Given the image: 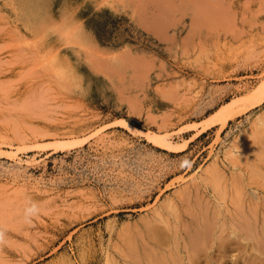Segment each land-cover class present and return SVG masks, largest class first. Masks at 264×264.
<instances>
[{
  "label": "rangeland",
  "instance_id": "obj_1",
  "mask_svg": "<svg viewBox=\"0 0 264 264\" xmlns=\"http://www.w3.org/2000/svg\"><path fill=\"white\" fill-rule=\"evenodd\" d=\"M195 1L0 0V264H264L229 231L235 191L264 223V0Z\"/></svg>",
  "mask_w": 264,
  "mask_h": 264
},
{
  "label": "bare ground",
  "instance_id": "obj_2",
  "mask_svg": "<svg viewBox=\"0 0 264 264\" xmlns=\"http://www.w3.org/2000/svg\"><path fill=\"white\" fill-rule=\"evenodd\" d=\"M156 0H154V2H155ZM170 1V0H169ZM191 2H192V0H190ZM198 1V0H197ZM197 1H195V2H197ZM201 2L202 1H205L206 2V4L205 3H201V5L203 4V7L201 8H198L199 9V11L198 12H200V10H204V8H206V7H208V6H206V5H209L210 3H207V0H200ZM200 1H199V3H200ZM211 1H213V0H211ZM148 2V1H147ZM152 2V1H151ZM167 2H168V0H167ZM209 2H210V0H209ZM156 3V2H155ZM163 3V2H162ZM170 3V2H169ZM213 3V2H212ZM165 4V5H164ZM163 4V8H162V13H163V15H164V12H163V10L164 9H167L166 8V3H164ZM222 4V3H221ZM157 5V4H156ZM170 5V4H169ZM171 5H173V4H171ZM216 5V4H215ZM211 6V5H210ZM161 6H159V8H160ZM165 7V8H164ZM179 7V6H178ZM197 7H199V5L197 6L196 5V8ZM213 7H215V6H213ZM158 8V9H159ZM209 8V7H208ZM208 8H206L203 12H204V14L205 15H207V13H209V11L211 10L210 8H209V10H207ZM211 8H212V6H211ZM225 8V7H224ZM161 9V8H160ZM181 9V8H180ZM195 9V8H194ZM212 9H215V8H212ZM197 10V9H196ZM216 10V9H215ZM215 10H211L210 12H213L214 13V15H217V11L215 12ZM180 11V10H179ZM186 11V10H185ZM201 11V13H203ZM167 12V11H166ZM194 12V11H193ZM168 14H171V13H169V11L167 12ZM167 13H165L166 15H167ZM213 13H212V15H213ZM184 14V13H183ZM210 15H211V13H209ZM161 15V14H160ZM204 16L203 18L207 21V22H209V21H211V23H212V18L214 17V15H213V17L212 16ZM157 17H158V15H156ZM182 16V15H181ZM155 17V16H154ZM164 17V16H163ZM166 17V16H165ZM168 17V16H167ZM191 17V16H190ZM195 17V16H194ZM200 17H202V16H200ZM200 17H199V19H200ZM206 17L208 18V20L206 19ZM217 17H218V15H217ZM159 18H161V17H158V18H155L156 20H160ZM175 17H173V19H174ZM177 18V17H176ZM179 18H180V16H179ZM196 19L198 18V17H195ZM215 18H216V16H215ZM219 18V17H218ZM162 19V18H161ZM181 19V18H180ZM195 19V20H196ZM214 19V18H213ZM163 20V19H162ZM198 20V19H197ZM161 21V20H160ZM166 21L167 20H164V22H165V24H167L166 23ZM41 22V21H40ZM39 22V23H40ZM159 22V21H158ZM163 21H161V23H162ZM164 22L162 23V24H164ZM214 22V21H213ZM66 23V22H65ZM190 23V22H189ZM201 24V23H200ZM215 24V23H214ZM214 24H212L213 26H214ZM39 25V24H38ZM61 25H63V24H61ZM170 25V24H169ZM174 25V24H173ZM40 26H41V23H40ZM34 27V26H33ZM68 27V26H67ZM153 27V26H152ZM37 28V27H36ZM72 28V27H71ZM157 29V28H156ZM209 29V28H208ZM35 31V30H34ZM68 31H70L69 29H68ZM67 31V32H68ZM66 32V31H65ZM159 33V32H158ZM68 34V33H67ZM77 34V33H76ZM79 34H81V33H79ZM73 35H75V34H73ZM75 39H77V38H75ZM73 52V51H72ZM98 58V57H97ZM53 59V58H52ZM127 59V58H126ZM132 59V58H131ZM104 60V59H103ZM52 61V60H51ZM55 61H56V58H55ZM132 61V60H131ZM130 61V62H131ZM51 63V62H50ZM49 63V64H50ZM58 64H59V62H58ZM125 64V63H124ZM133 64V63H132ZM60 65V64H59ZM58 69V68H57ZM55 72V71H54ZM63 77V76H62ZM262 91L264 92V87L262 88ZM260 118V117H259ZM263 118V117H262ZM258 119V118H257ZM264 120V119H263ZM262 120V121H263ZM258 121V120H257ZM258 123V122H257ZM262 122H260V124H261ZM260 124H258L259 126H261V128H263L264 129V127L262 126V125H260ZM260 128V127H259ZM262 129V130H263ZM264 131V130H263ZM262 134V133H261ZM166 136H167V134H166ZM261 141V140H260ZM262 144V143H261ZM253 145H256V144H254L253 143ZM260 145V144H259ZM262 146V145H261ZM252 147V146H251ZM254 147V146H253ZM257 147H259V146H256V148ZM263 148V150H264V146H262ZM253 149H255V148H252V151H253ZM261 149V148H260ZM259 148L257 149V151L258 150H260ZM262 150V151H263ZM249 151H251L250 149H249ZM256 150H255V152H257ZM262 151H259L260 152V154L262 153V155L260 156L261 158H262V156L264 155L263 153L264 152H262ZM254 152V153H255ZM237 153V152H236ZM235 153V154H236ZM258 154V153H257ZM256 154V155H257ZM254 155V154H253ZM237 156V155H236ZM257 157H258V155H257ZM259 158V157H258ZM260 159V158H259ZM264 159V158H263ZM255 160H257V159H255ZM249 161V160H248ZM262 161V160H261ZM214 163V162H213ZM244 163V162H243ZM245 163H248L249 164V162H245ZM251 163V162H250ZM252 164V163H251ZM262 164H264V163H262ZM250 165V164H249ZM248 165V166H249ZM255 165H250V167L251 168H255L254 167ZM245 167V166H244ZM256 168H258L257 166H256ZM246 169V168H245ZM259 169V168H258ZM258 169H256V171H258ZM252 170V169H251ZM250 170V171H251ZM259 170H261V169H259ZM213 172H215V171H213ZM213 172H211V173H213ZM248 173H249V171H247ZM252 172H253V170H252ZM252 172L250 173L251 174V176H252ZM255 172V171H254ZM259 172H262V170L261 171H259ZM259 172H257V174L259 173ZM218 172H216V174H217ZM256 173V172H255ZM254 173V174H255ZM260 174L261 173H259L258 174V176H260ZM213 175V174H212ZM218 175V174H217ZM216 175V176H217ZM221 175V174H220ZM224 175V174H223ZM246 175V174H245ZM256 175V174H255ZM222 176V175H221ZM237 176H239V175H237ZM250 176V175H249ZM262 176V175H261ZM217 177H219V175L217 176ZM233 177V176H232ZM235 177V176H234ZM252 178V177H251ZM263 178H264V173H263ZM206 179V178H205ZM213 179V178H212ZM215 179V178H214ZM222 179V178H221ZM223 179H224V177H223ZM231 179V178H230ZM254 179V178H253ZM257 179H259V178H256V180ZM227 180V179H226ZM249 179H247L246 181H248ZM206 181V180H205ZM210 180H207V182H209ZM230 181V180H229ZM253 181H255V180H253ZM252 181V182H253ZM261 181V180H260ZM220 182L221 181H213V188H215V190H217V192L219 191L220 193H221V199H222V191H221V184H220ZM238 182V181H237ZM262 182H263V180H262ZM223 183V182H222ZM226 182L224 181V183H223V185H226L225 184ZM234 183V182H233ZM231 184V183H230ZM229 184V185H230ZM252 184V183H251ZM228 185V186H229ZM231 186H232V184H231ZM233 186H234V184H233ZM240 187H241V185H239ZM248 186V185H247ZM257 186V185H256ZM202 187V186H201ZM227 187V186H226ZM250 187V186H249ZM248 187V188H249ZM252 187V186H251ZM231 188V187H230ZM234 188H236L237 189V187H233V190H234ZM244 188V187H243ZM247 188V189H248ZM254 188V187H253ZM261 188H264V187H261ZM246 189V190H247ZM251 189V188H250ZM199 190V189H198ZM238 190H240V189H238ZM225 191V190H224ZM229 191V190H228ZM231 191V190H230ZM249 191V190H248ZM201 192V191H200ZM227 192V191H226ZM226 192H225V194H226ZM247 192V191H246ZM258 192V191H257ZM256 192V193H257ZM198 193V192H197ZM233 193V196H232V199H231V203L234 205L233 207H234V210L235 211H233L234 213H233V218H232V220H233V223H230V225H231V229L229 230L230 232H231V234H233V235H235V234H238V238H241V240L242 239H245L244 241H250L251 243V248L253 249V250H255L256 252H257V254L260 256H262L263 258H264V223L263 222H261V225H260V227L258 226V229H257V227H256V221L258 220V218H257V215H258V209L255 207V206H252L251 204L250 205H247V206H243L242 205V201H241V193H239L238 191L236 192H232ZM250 193V192H249ZM249 193H247V194H249ZM198 195V194H197ZM215 195H217V193L215 194ZM218 196V195H217ZM248 196V195H247ZM249 196H250V194H249ZM249 196H248V198H249ZM258 196V195H257ZM192 197V196H191ZM200 197V196H199ZM209 197V196H208ZM207 197V198H208ZM224 197H225V195H224ZM193 198L195 199V197L193 196ZM201 198V197H200ZM226 198V197H225ZM224 198V199H225ZM228 198H230V197H228ZM244 198V197H243ZM259 198V197H258ZM261 199H262V197H260ZM224 199H222V200H224ZM255 199V198H254ZM196 200V199H195ZM194 200V201H195ZM207 200V199H206ZM263 200V199H262ZM197 201H198V199H197ZM210 201V200H209ZM249 201V200H248ZM253 201V200H252ZM259 201V200H258ZM188 200H186V203H187V206L186 207H188V205H190V204H188ZM206 201H204V204H206L205 203ZM208 202V201H207ZM216 202V201H215ZM214 202V203H215ZM218 202V201H217ZM221 202V201H220ZM224 204H225V202L226 201H222ZM221 202V203H222ZM229 202V201H228ZM192 203V202H191ZM195 203H196V201H195ZM198 203H199V201H198ZM213 203V204H214ZM248 203V202H247ZM250 203V202H249ZM258 203V202H257ZM263 203V202H262ZM261 203V204H262ZM6 204V203H5ZM4 203H3V205L2 206H4L5 205ZM211 204V203H210ZM231 204V205H232ZM255 204V203H254ZM264 204V203H263ZM7 205V204H6ZM199 205V204H198ZM201 205V204H200ZM191 206V205H190ZM202 206V205H201ZM207 206V205H206ZM208 206H210V205H208ZM207 206V207H208ZM225 206V205H224ZM5 207V206H4ZM185 207V206H184ZM192 207H194V205H192ZM190 208V207H189ZM199 208H200V206H199ZM198 208V210H199V212H200V210H201V208L199 209ZM227 208V207H226ZM226 208H225V210H226ZM2 209V208H1ZM183 209H187V208H183ZM229 209V208H228ZM232 209V208H231ZM174 210V209H173ZM185 210H182L183 211V213H185ZM188 210V209H187ZM190 210V209H189ZM195 210V209H194ZM194 210H193V212H194ZM216 210H218V209H216ZM176 211H177V209H176ZM176 211H174V213L176 212ZM202 211V210H201ZM203 211H206V210H204L203 209ZM1 212V211H0ZM191 212V211H190ZM208 212V211H207ZM217 212H219V211H217ZM222 212V211H221ZM227 212L229 213V211L227 210ZM172 213H173V211H172ZM179 213H181V212H179ZM178 213V214H179ZM192 213V212H191ZM225 213V212H224ZM227 213V214H228ZM186 214V213H185ZM193 214V213H192ZM203 214H204V212H203ZM206 214V213H205ZM209 214V213H208ZM212 214V213H211ZM215 214V213H214ZM261 214H262V212H261ZM260 214V215H261ZM186 215H188V214H186ZM194 216H193V218H195L196 219V217H198L200 220L202 219V217H201V214L199 213L198 215L196 214V211H195V213L193 214ZM197 215V216H196ZM229 215V214H228ZM263 215V214H262ZM261 215V216H262ZM160 216V215H159ZM174 216V215H173ZM176 217H177V212H176V215H175ZM174 216V217H175ZM189 216V215H188ZM230 216H231V214H230ZM161 217V216H160ZM179 217V221L181 220L180 219V216H178ZM191 217V216H190ZM207 216H204V218L206 219V220H203L202 219V221H204V225H202V227H200V228H198V230H197V228H196V230H194V231H196L195 233H194V235H195V239H196V242H197V244H196V242H192V244L190 245L191 247H192V249H195L193 252V254L195 255V256H199V253H200V251L202 250V248H203V246L201 247L200 245H198L199 243V241H201V244H202V242L206 245V242H205V240H206V237L208 238V237H210V239H211V243H210V246L208 245V247H212L213 246V244H215V240H216V238H217V235H215V227H216V224H215V220H216V215H213V219H214V221L213 220H211V221H209L208 220V218H206ZM210 217H211V215H210ZM167 218H168V216H167ZM186 218V217H185ZM157 219V218H156ZM161 219H162V217H161ZM184 219V218H183ZM158 220V219H157ZM185 220V219H184ZM198 220V219H197ZM222 220V219H221ZM225 220V219H224ZM264 219H262L261 218V221H263ZM161 221V220H160ZM159 220H158V222H160ZM172 221V220H171ZM182 221V220H181ZM174 222H175V220H174ZM187 222V221H186ZM193 222H194V219H193ZM222 222V221H221ZM221 222H219L218 224H220ZM229 222H230V220H229ZM196 223H198V221L196 222ZM223 223V222H222ZM172 224V223H171ZM188 224V223H187ZM192 224V223H191ZM153 225V224H152ZM157 225V224H156ZM158 225H160V224H158ZM175 225V224H174ZM183 225L185 226V224H184V222H183ZM223 225H224V223H223ZM167 226L169 227V224H167ZM184 226H181V224H180V228H184ZM146 227V226H145ZM144 227V229H146ZM154 227H156V226H154ZM163 227V226H162ZM161 227V228H162ZM166 227V226H165ZM173 227V226H172ZM191 227V226H190ZM221 227V225L219 226V228ZM224 227V226H223ZM222 227V228H223ZM151 227H149L148 229H150ZM185 228H186V226H185ZM195 229V227H194V225H193V227H192V229ZM191 229V228H190ZM152 230V229H151ZM151 230H148V231H151ZM176 230V228L174 229V231ZM184 230H186V229H184ZM222 230V229H221ZM147 231V230H146ZM156 231V230H155ZM155 231H153V232H155ZM171 231V230H170ZM225 232V231H224ZM149 233H151V232H149ZM170 233V232H169ZM188 232H186V234H187ZM153 234V233H152ZM155 241H154V246H156V249H158L159 248V251L160 252H151V251H148L147 250V253L145 252V254H143V256L142 257H139L138 255H134V258H132V264H185L184 263V261H183V258H182V256H180L179 254L177 255V254H172L168 249L169 248H167V253H164L163 251H161L162 249H164V248H162L163 247V244H165V242H168V241H170L169 239H170V234L169 235H166L164 232H162V231H156L155 233ZM190 234V233H189ZM188 234V235H189ZM193 234V233H192ZM217 234H218V232H217ZM135 235V234H134ZM141 235H143L144 236V234H141ZM140 235V236H141ZM182 235V234H181ZM226 235V234H225ZM128 236V238H129V241H130V237H129V235H127ZM132 236V235H131ZM142 236V237H143ZM150 236H151V234H150ZM172 236V235H171ZM180 236V235H179ZM220 236H221V234H220ZM100 237V236H99ZM174 237V236H173ZM190 237V236H189ZM226 237H228V235L226 236ZM226 237L224 236L223 238H225L226 239ZM229 237H230V235H229ZM127 238V237H126ZM132 238V237H131ZM147 238V237H146ZM175 238V237H174ZM191 238V240H192V236L190 237ZM220 238V237H219ZM140 239V238H139ZM142 239V238H141ZM144 239V238H143ZM180 239H181V242L183 241L182 239V237H180ZM229 239V238H228ZM126 240V239H125ZM149 240V239H148ZM191 240H188V241H191ZM222 240V239H221ZM139 241V240H138ZM172 241V240H171ZM176 241V240H175ZM174 241V243H176ZM131 242V241H130ZM151 242H152V240H151ZM209 242V241H208ZM230 241L229 240H226V241H222V243H216L217 244V247H220L221 248V250H222V248L225 250L226 249V243H229ZM102 243V242H101ZM127 243H128V241H127ZM173 243V244H174ZM186 243V242H185ZM185 243H183V245H182V247H184V245L187 247V244H185ZM237 243H240V242H237ZM108 244V243H107ZM130 244H134V242L133 243H130ZM140 244V243H139ZM149 244V243H148ZM169 244V243H168ZM188 244H189V242H188ZM209 244V243H208ZM215 244V245H216ZM234 244V243H233ZM128 245V244H127ZM141 245V244H140ZM146 245V244H145ZM171 245V244H170ZM175 245V244H174ZM239 245V244H238ZM107 246H109V245H106V248H107ZM125 246H126V244H125ZM131 245H129V247H130ZM147 246V245H146ZM145 246V247H146ZM149 246V245H148ZM151 246V245H150ZM154 246H152V247H154ZM167 246H169V245H167ZM176 246V245H175ZM104 247V246H103ZM102 247V248H103ZM135 246H133L132 245V247H130V249L129 250H127V251H130L131 253H135L136 254V247L134 248ZM245 247V246H244ZM109 248V247H108ZM140 248H142L141 249V251L143 250V248L144 247H140ZM155 248V247H154ZM153 248V249H154ZM160 248H162V249H160ZM165 248H166V246H165ZM185 248V247H184ZM204 248H205V246H204ZM128 249V248H127ZM145 249V248H144ZM148 249V248H147ZM206 249V248H205ZM117 250V249H116ZM176 250V249H175ZM252 250V251H253ZM120 251V250H119ZM146 251V250H145ZM156 251V250H155ZM172 251V250H171ZM185 251H186V249H185ZM214 251V250H213ZM218 251V250H217ZM216 252V251H215ZM225 252V251H224ZM255 252V253H256ZM103 253V252H102ZM143 253V252H142ZM178 253H180V252H178ZM204 253V252H203ZM206 253V252H205ZM218 253L220 254V252L218 251ZM107 254H108V252H107ZM106 254V255H107ZM139 254V253H138ZM187 254V253H186ZM185 254V255H186ZM224 254V253H223ZM247 254V253H246ZM105 255V254H104ZM122 255V254H121ZM126 255V254H125ZM124 255V256H125ZM132 254H131V256H133ZM191 255V254H190ZM214 255H215V253H214ZM213 255V256H214ZM226 255H227V253H226ZM255 254H253V256H254ZM108 256V255H107ZM106 256V257H107ZM110 256V255H109ZM123 256V255H122ZM202 256V255H201ZM216 256V255H215ZM251 256H252V254H251ZM105 257V256H104ZM111 257V256H110ZM116 257V256H115ZM207 257V256H206ZM126 258H128V256L126 257L125 256V259ZM198 258V257H197ZM201 258V257H200ZM210 258V257H209ZM220 258V257H219ZM218 258V259H219ZM249 258V257H248ZM117 259V258H116ZM189 260H188V264H192V263H196V257H191V259L190 258H188ZM256 259V258H255ZM262 259V258H261ZM122 260V259H121ZM202 260V259H201ZM246 260V259H245ZM112 261V260H111ZM116 261V260H115ZM205 261H207L206 259H205ZM251 261H252V259H251ZM106 262V261H105ZM127 262H129V261H127ZM190 262V263H189ZM198 262V261H197ZM199 262H201V261H199ZM208 262V261H207ZM206 262V263H207ZM211 262V261H210ZM263 262H264V259H263ZM112 263H113V261H112ZM212 263V262H211ZM242 263V262H241ZM107 264V263H106ZM121 264V263H120ZM125 264V263H124ZM197 264V263H196ZM204 264V263H203ZM251 264V263H250Z\"/></svg>",
  "mask_w": 264,
  "mask_h": 264
}]
</instances>
